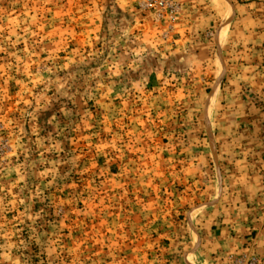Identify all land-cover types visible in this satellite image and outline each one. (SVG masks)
Masks as SVG:
<instances>
[{
	"label": "rangeland",
	"instance_id": "rangeland-1",
	"mask_svg": "<svg viewBox=\"0 0 264 264\" xmlns=\"http://www.w3.org/2000/svg\"><path fill=\"white\" fill-rule=\"evenodd\" d=\"M145 1L0 0V264H192L218 187L196 102L222 78L178 62L201 50L173 46L178 0Z\"/></svg>",
	"mask_w": 264,
	"mask_h": 264
},
{
	"label": "crops",
	"instance_id": "crops-1",
	"mask_svg": "<svg viewBox=\"0 0 264 264\" xmlns=\"http://www.w3.org/2000/svg\"><path fill=\"white\" fill-rule=\"evenodd\" d=\"M214 2L178 0L175 32L180 36L172 42L177 46L188 30L198 32L191 42L201 50L178 62L197 63V73L189 69L192 77L206 76V65L222 78L217 87L216 82L208 84L211 90L200 106L196 102L197 125L208 143H214L210 156L218 165V187L205 203L204 221L192 219L197 248L192 264H233L249 258L264 264V0L230 1L233 15L227 25L226 18L214 22ZM214 24L227 29L219 41L217 30L213 39L204 38ZM211 41L217 47L214 55L202 52ZM226 46L236 47L235 52L227 54Z\"/></svg>",
	"mask_w": 264,
	"mask_h": 264
},
{
	"label": "built area",
	"instance_id": "built-area-1",
	"mask_svg": "<svg viewBox=\"0 0 264 264\" xmlns=\"http://www.w3.org/2000/svg\"><path fill=\"white\" fill-rule=\"evenodd\" d=\"M143 6L145 10L153 11L158 18H162L166 13L173 15L176 12V5L171 1L147 0Z\"/></svg>",
	"mask_w": 264,
	"mask_h": 264
},
{
	"label": "bare ground",
	"instance_id": "bare-ground-1",
	"mask_svg": "<svg viewBox=\"0 0 264 264\" xmlns=\"http://www.w3.org/2000/svg\"><path fill=\"white\" fill-rule=\"evenodd\" d=\"M221 2L223 1V0H220ZM226 1V0H225ZM225 3V2H224ZM228 3V2H227ZM226 4V3H225ZM229 4H226V6H227V9H226V19H227V21H228V19L230 18V16H231V14H232V11H231V8H230V6H228ZM233 15V14H232ZM224 30H225V28H222V30L220 31V33H218L219 34V37L220 38H222L223 37V34H224ZM213 98V97H212ZM210 102V101H209Z\"/></svg>",
	"mask_w": 264,
	"mask_h": 264
}]
</instances>
